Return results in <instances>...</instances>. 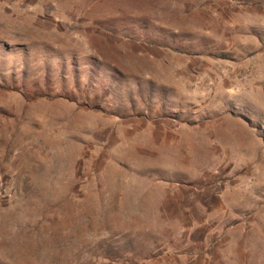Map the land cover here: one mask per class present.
<instances>
[{"label":"rangeland","instance_id":"rangeland-1","mask_svg":"<svg viewBox=\"0 0 264 264\" xmlns=\"http://www.w3.org/2000/svg\"><path fill=\"white\" fill-rule=\"evenodd\" d=\"M0 264H264V0H0Z\"/></svg>","mask_w":264,"mask_h":264}]
</instances>
